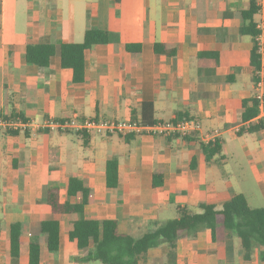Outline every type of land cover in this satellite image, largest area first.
Here are the masks:
<instances>
[{
    "label": "crops",
    "instance_id": "0c3cea01",
    "mask_svg": "<svg viewBox=\"0 0 264 264\" xmlns=\"http://www.w3.org/2000/svg\"><path fill=\"white\" fill-rule=\"evenodd\" d=\"M252 0H0V117L44 120L173 119L219 131L220 150L206 159L198 136L80 134L50 130L0 133V264H101L77 261L87 254L68 238L77 215L53 214L47 192L61 203L68 181L90 190L86 220H115L139 238L180 212L222 205L236 195L250 208L264 207V109L242 122V102L255 96L254 38L242 33L256 14ZM88 29L111 41L83 53V79L61 66L60 46L80 44ZM51 44L47 67L28 63L26 48ZM127 45L138 46L128 51ZM156 45L158 46L155 50ZM166 52H169L167 54ZM250 126H260L255 132ZM241 130L243 132L238 134ZM205 145V144H204ZM116 159L118 186L106 185V163ZM162 183L154 187V175ZM160 175V176H159ZM44 221L59 224V247L49 252ZM20 225L18 255L10 226ZM90 245L89 248H91ZM263 248L243 258L232 234L213 243L208 230L176 244L173 264H264ZM168 247L151 248L139 264H169Z\"/></svg>",
    "mask_w": 264,
    "mask_h": 264
},
{
    "label": "trees",
    "instance_id": "16d2710c",
    "mask_svg": "<svg viewBox=\"0 0 264 264\" xmlns=\"http://www.w3.org/2000/svg\"><path fill=\"white\" fill-rule=\"evenodd\" d=\"M118 1V0H116ZM256 14L254 0L250 8L243 14L245 21H250ZM242 28V33H249L255 38L254 24H248ZM111 41L105 31L88 29L84 40L80 44H67L60 46V59L63 68L73 71V80L83 79V53L96 44H107ZM157 45L155 47L156 51ZM126 49L132 51L138 46L127 45ZM55 49L51 44L37 45L26 48L25 58L28 63L45 68L49 65ZM169 54V52H166ZM251 64L254 70L258 68V56L256 50L251 53ZM254 81L256 77L254 76ZM242 122H248L259 113V102L253 97L242 102ZM260 126H250L246 131L255 132ZM241 130L238 134H241ZM206 159L219 152L218 143L202 144ZM154 175L153 186H159L161 177L156 179ZM160 176V175H159ZM106 185L108 188L118 186V163L116 159H110L106 163ZM67 196L76 198L77 202L69 201L61 203L57 189L47 192V204L53 214L65 217L77 215L79 218L72 222V228L68 231V238L74 242L75 247L87 252L86 256L77 261H98L101 264H139L151 248L165 243L168 247L167 259L173 264L175 259L176 244L181 239L195 237L199 232L208 230L213 243L224 241L234 234L239 240L243 258L250 259L255 247L264 249V207L250 208L241 195H236L225 202L221 209L213 205H201V213L193 214L186 211L180 212L179 217L159 225L155 230L144 233L139 238H132L126 229V225L115 220H86L83 218L85 206L89 203L90 190L77 178L68 181ZM40 232L47 235V247L49 252H56L59 247V224L57 221H44L40 224ZM1 234V225H0ZM20 237V225L10 226L11 253L18 255ZM90 245H92L91 248ZM264 255V252L263 254ZM29 264H39V246L33 241L29 246Z\"/></svg>",
    "mask_w": 264,
    "mask_h": 264
},
{
    "label": "built area",
    "instance_id": "2783aa9c",
    "mask_svg": "<svg viewBox=\"0 0 264 264\" xmlns=\"http://www.w3.org/2000/svg\"><path fill=\"white\" fill-rule=\"evenodd\" d=\"M254 4L257 16V21L254 23L256 31L254 44L259 63L254 73L256 77L254 97L259 102V109H264V0H254ZM39 129L87 135H116L124 138L132 135H152L180 139L198 136L205 145L219 143V131L202 132L200 122L193 119H173L147 124L140 120H105L100 118L83 120L47 119L41 124H37L33 120L0 117V133L9 134L20 131H38Z\"/></svg>",
    "mask_w": 264,
    "mask_h": 264
}]
</instances>
